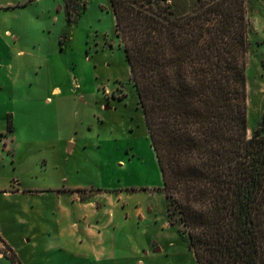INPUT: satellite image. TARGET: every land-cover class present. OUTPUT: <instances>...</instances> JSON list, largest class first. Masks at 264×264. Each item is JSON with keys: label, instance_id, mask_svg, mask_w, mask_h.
<instances>
[{"label": "rangeland", "instance_id": "374dc122", "mask_svg": "<svg viewBox=\"0 0 264 264\" xmlns=\"http://www.w3.org/2000/svg\"><path fill=\"white\" fill-rule=\"evenodd\" d=\"M5 1L22 5L0 9V27L19 29L28 55L13 59V96L6 94L12 134L0 109V264H197L187 233L168 218L109 0H76L73 25L65 0ZM248 10L251 137L264 117V0H248ZM2 76L11 86L12 77ZM74 194L112 211L103 218L111 221L113 259L95 262L63 245L69 221L62 209L78 205Z\"/></svg>", "mask_w": 264, "mask_h": 264}, {"label": "trees", "instance_id": "16d2710c", "mask_svg": "<svg viewBox=\"0 0 264 264\" xmlns=\"http://www.w3.org/2000/svg\"><path fill=\"white\" fill-rule=\"evenodd\" d=\"M109 2L170 223L197 264H264V117L249 137L248 0ZM64 10L75 24L76 0Z\"/></svg>", "mask_w": 264, "mask_h": 264}, {"label": "crops", "instance_id": "0c3cea01", "mask_svg": "<svg viewBox=\"0 0 264 264\" xmlns=\"http://www.w3.org/2000/svg\"><path fill=\"white\" fill-rule=\"evenodd\" d=\"M19 5H22L20 2L17 4L12 1H5L0 3V9L10 10L18 8ZM62 38H60L61 41ZM21 40V34L19 29H15L11 24L0 27V49L3 53L0 54V109L2 107V116L8 117V106L6 94L10 93L11 97L13 96V87L14 83V67L15 62L13 59L15 57H21L28 55V52L19 47V42ZM13 41V43H12ZM59 41V43H60ZM40 43V42H39ZM36 46V44H35ZM30 53V52H29ZM33 57V54H29ZM46 62L50 61V58L47 56L45 58ZM38 69L44 68V63H38ZM8 80L9 77H12V84L9 85L8 81L2 79L3 76ZM10 80V78H9ZM11 81V80H10ZM61 90L58 86L52 89V93H60ZM46 100L49 101L50 98L46 97ZM12 116V115H11ZM13 118V117H12ZM8 134H12V131H8ZM13 139V137H11ZM75 142L74 140H70ZM12 147H15L14 139L11 141ZM72 148L75 144L70 143ZM19 192H22L19 190ZM8 196L11 195L10 192L6 193ZM72 203L79 202L73 210L64 207L62 209L63 214L66 215L68 219V225L62 229L60 237L63 240V245L65 247L74 246L79 253H85L87 256L94 258L95 262H100L102 260L113 259L114 253L111 250V241L112 236L107 232L108 228L111 226V221H104L108 214L111 216L112 211L107 214V210L98 209L94 200L89 198L84 201L79 197L78 194H74L71 197ZM111 201L109 202V204ZM115 207V205H114ZM100 216H102L100 218ZM81 256V255H79Z\"/></svg>", "mask_w": 264, "mask_h": 264}]
</instances>
